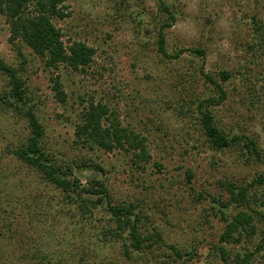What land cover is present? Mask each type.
Instances as JSON below:
<instances>
[{
    "label": "rangeland",
    "instance_id": "374dc122",
    "mask_svg": "<svg viewBox=\"0 0 264 264\" xmlns=\"http://www.w3.org/2000/svg\"><path fill=\"white\" fill-rule=\"evenodd\" d=\"M164 1L176 16L166 30L168 53L201 49L204 57L187 51L168 59L159 53L157 34L167 19L160 0H67L68 16L53 23L68 46L83 42L96 50L85 71L47 69L24 42L10 41L0 13V60L26 82L28 105L44 127L43 146L52 163L70 165V179L84 187L101 181L113 204L134 203L143 216L142 233L157 227L165 242L128 257L127 234L122 240L109 236L117 227L107 209L82 215L71 198L9 152L30 131L22 111L0 102V264H223L216 249L221 235L227 221L245 210L230 204L225 184L248 186L264 176V46L254 42L255 20L264 25V0ZM222 71L232 75L226 82ZM57 76L65 102L53 89ZM206 76L229 96L207 108L217 126L230 137L255 139L260 159L244 157L239 146L219 150L204 134L199 104L217 96ZM9 89L0 73V95ZM92 102L146 138L148 163L135 164L127 149L106 152L77 142L76 127ZM255 191L254 207L262 208L264 183L250 189ZM257 226L241 242L224 244L231 264L259 243L263 228ZM254 264H264L263 256Z\"/></svg>",
    "mask_w": 264,
    "mask_h": 264
},
{
    "label": "trees",
    "instance_id": "16d2710c",
    "mask_svg": "<svg viewBox=\"0 0 264 264\" xmlns=\"http://www.w3.org/2000/svg\"><path fill=\"white\" fill-rule=\"evenodd\" d=\"M67 0H0V13L5 17L10 29V41L13 44L24 42L42 60L47 69L56 70L61 65L69 66L74 71H85L94 61L96 50L86 43L74 42L67 45L64 41L62 31L53 23L54 18L64 19L68 16L66 12ZM160 9L166 22L161 25L157 34L158 51L168 59H179L185 52H191L201 57L206 55L204 50L181 49L175 55H170L167 50L166 30L176 22V16L164 0H160ZM255 44L264 46L263 22L255 20ZM22 55V52H20ZM0 73L5 75L9 81L10 89L4 95H0V102L10 105L27 119L29 136L21 142L14 150L9 152L17 159L35 169L46 181L56 186L65 193L77 205L82 215H91L93 210L101 206L110 213V220L116 225V229H109V236L116 239H125L128 236L130 246L126 245L125 253L131 258L133 251L141 253L145 250H153L157 245L165 246L164 239L157 227L152 232L142 233L144 225L141 211L134 203L113 204L107 188L101 181H93L91 187H84L78 179L71 180V166H58L50 160L45 146V130L40 123L35 110L28 105V86L21 78L20 71L0 60ZM232 77L228 71H222L220 78L226 82ZM53 89L61 102H65V94L60 77L52 78ZM206 80L217 89L216 98L210 97L199 104L201 125L204 134L210 143L219 150L239 146L243 150L244 157L253 156L261 158V150L258 142L245 135L230 137L216 124L214 116L207 110L208 106L222 104L228 99V92L211 76ZM14 103V105L12 104ZM29 106V107H28ZM75 136L77 142L88 145L91 148H99L106 152H114L116 149H127L133 153L135 164L148 163L151 154L146 144V138L133 130L121 127L120 123L110 115L107 106L103 104L90 103L84 110L82 122L76 127ZM161 167L160 165H158ZM100 170V169H99ZM188 178L192 174L188 172ZM264 176L254 179L248 186H235L232 183L225 184L230 195V204L242 206L245 210L239 211L230 221H227L224 233L221 235V246L217 252L223 264H231L232 255L224 246L233 240H239L243 233L252 235L258 231L257 224H262V236L254 250L248 253H238L234 257L237 264H254L255 257L262 255L264 258V204L262 208H255L259 200L258 192H250L254 185H262ZM264 203V201H263ZM237 237L235 238V236ZM170 249L177 257L183 254L175 247Z\"/></svg>",
    "mask_w": 264,
    "mask_h": 264
}]
</instances>
